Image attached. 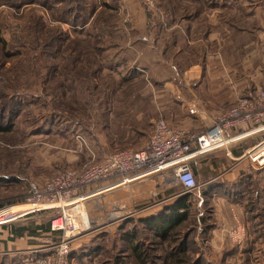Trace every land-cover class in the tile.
Listing matches in <instances>:
<instances>
[{"label":"rangeland","instance_id":"374dc122","mask_svg":"<svg viewBox=\"0 0 264 264\" xmlns=\"http://www.w3.org/2000/svg\"><path fill=\"white\" fill-rule=\"evenodd\" d=\"M219 17L263 43L264 0H0V126L11 125L0 130V207L23 200L31 180L141 147L161 118L159 82L135 79L133 55L122 47L148 36L172 47L177 25L209 29ZM196 181L187 219L165 239L141 218L183 190L169 177L78 204L73 210L86 212L90 227L73 239L70 264H264V208L250 206L249 219L230 210L239 220L235 239V217L229 231L220 230L223 219L204 190L214 183Z\"/></svg>","mask_w":264,"mask_h":264},{"label":"crops","instance_id":"0c3cea01","mask_svg":"<svg viewBox=\"0 0 264 264\" xmlns=\"http://www.w3.org/2000/svg\"><path fill=\"white\" fill-rule=\"evenodd\" d=\"M210 23L214 27L209 29L188 22L177 25L172 47L152 41L150 36L122 47L133 55L135 79L143 76L159 82L153 89L157 116L191 131L209 126L248 91L264 88V41L254 40L256 34L245 33L246 26L234 25L231 17H219ZM225 134L233 139L225 147L196 157L192 169L200 185L214 183L204 186V190L214 197V214L223 219L220 230L229 231L234 225L235 214L230 211L234 207L237 215L242 217L244 213L247 219L250 206L264 208V167L251 160L252 151L264 140V115L229 128ZM153 176L158 178L145 176L135 183L141 185ZM55 213L56 209L40 210L1 225L0 264H33L37 256L44 254L48 244L42 238L57 235L49 224ZM237 220L235 217V224ZM215 237V241L222 240L221 234Z\"/></svg>","mask_w":264,"mask_h":264},{"label":"built area","instance_id":"2783aa9c","mask_svg":"<svg viewBox=\"0 0 264 264\" xmlns=\"http://www.w3.org/2000/svg\"><path fill=\"white\" fill-rule=\"evenodd\" d=\"M263 115L264 88H257L239 97L232 107L199 131L158 118L139 148L115 150L82 168L58 171L43 183L31 180L23 200L0 207V226L29 213L56 209L49 224L57 235L42 238V242L48 244L47 251L37 256L33 264H70L73 239L90 227L86 212L73 210L79 202L151 175L169 177L183 192H190L197 186L192 161L205 152L225 147L233 139L226 136L227 129L248 120H258ZM76 138L79 144L86 143L82 135ZM251 160L256 166L264 167V140L252 151ZM236 223L229 234L239 239V220Z\"/></svg>","mask_w":264,"mask_h":264},{"label":"trees","instance_id":"16d2710c","mask_svg":"<svg viewBox=\"0 0 264 264\" xmlns=\"http://www.w3.org/2000/svg\"><path fill=\"white\" fill-rule=\"evenodd\" d=\"M11 125H6L3 128L0 126V130H7ZM212 185V184H210ZM182 188V187H181ZM191 192H183L175 195L172 201L165 203L159 211L151 213L141 218V222L149 225L157 234L162 238H167L169 233L182 224L188 216L190 207ZM207 227V226H206ZM130 236L132 233H127ZM134 235V234H132ZM184 242L182 245L179 244L178 248L183 249ZM137 249V243L133 245V250Z\"/></svg>","mask_w":264,"mask_h":264},{"label":"bare ground","instance_id":"6f19581e","mask_svg":"<svg viewBox=\"0 0 264 264\" xmlns=\"http://www.w3.org/2000/svg\"><path fill=\"white\" fill-rule=\"evenodd\" d=\"M93 196V195H92ZM84 202V201H83ZM83 202H80L79 203V207L81 206L82 207V205H84V203ZM85 206V205H84Z\"/></svg>","mask_w":264,"mask_h":264}]
</instances>
